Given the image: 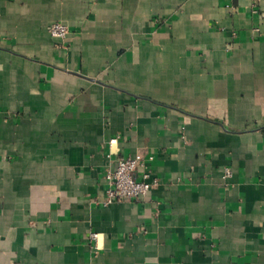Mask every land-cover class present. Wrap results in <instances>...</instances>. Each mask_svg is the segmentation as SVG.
<instances>
[{"label": "crops", "instance_id": "crops-1", "mask_svg": "<svg viewBox=\"0 0 264 264\" xmlns=\"http://www.w3.org/2000/svg\"><path fill=\"white\" fill-rule=\"evenodd\" d=\"M0 264H264V0H0Z\"/></svg>", "mask_w": 264, "mask_h": 264}, {"label": "built area", "instance_id": "built-area-1", "mask_svg": "<svg viewBox=\"0 0 264 264\" xmlns=\"http://www.w3.org/2000/svg\"><path fill=\"white\" fill-rule=\"evenodd\" d=\"M48 33L51 38L61 43V47H68V25L53 23L48 27ZM111 142H115V139ZM231 177V169L225 168L223 179ZM106 180L108 186L104 195L93 199V203L102 208L139 201L158 185V181L152 178L149 162L140 154L116 159L115 167L106 173ZM97 237L96 233L91 234L92 240H97Z\"/></svg>", "mask_w": 264, "mask_h": 264}]
</instances>
